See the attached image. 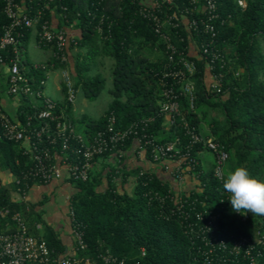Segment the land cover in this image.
I'll return each instance as SVG.
<instances>
[{"label":"trees","instance_id":"trees-1","mask_svg":"<svg viewBox=\"0 0 264 264\" xmlns=\"http://www.w3.org/2000/svg\"><path fill=\"white\" fill-rule=\"evenodd\" d=\"M244 1L245 5L241 6L237 0H216L218 17L211 20L214 35L202 32L198 19L203 14L199 10L183 11L189 0H175L170 6L163 5L164 11L177 16L184 12L186 18L197 19L200 26L188 31L181 25L169 31L171 40L179 48L190 39L199 43L203 40L221 55V59L214 60L212 69L213 73H221L219 91L208 89L205 79L211 70L205 67L203 59L193 57L197 63V70L191 77L195 83L194 105L190 107L188 96L182 93L179 96L180 115L170 123L160 111L159 78L168 63L164 42L154 31L153 21L141 12L153 7L152 0H24L25 7H31L32 11L43 10L41 20L51 18L53 13L49 8H53L58 25H72L79 30L77 43L69 46L70 57L65 61L52 56L54 46L40 42L35 34L39 46L49 50V56L43 61H34L24 56L33 28H22L20 66L34 83L47 79L50 68L68 67L75 90L81 89L85 97L92 99L105 81L100 72H93L97 57L113 59L109 88L112 98L107 108L98 117L83 114L75 121L72 103L64 98L60 102L56 100L53 110L56 117L68 118L74 131L88 141L97 131L104 129L110 114L115 117L116 129L149 118L147 125L138 129L137 134L95 153L86 179L73 178L65 170L62 172L61 177L76 187L69 199V211H72L69 215L71 230L80 231L85 244L81 248L74 240L76 257L80 261L90 258L98 264H108L98 256L108 250L122 258L123 264H202L203 243L197 230L209 219L215 226V233L227 242L239 235H253L257 230L264 236V216L249 213L242 220L232 210L227 200L229 194L224 191L222 180L214 174L215 157L210 149L200 144L190 148L188 159L192 156L195 162H184L182 174L187 172L195 182L180 190L143 166L128 169L124 163L126 149L134 143L142 148L146 157L155 161L151 146L143 142V132L157 142L178 135L182 142L181 151L187 150L188 136L183 127V120H186L199 134L212 135L228 152L223 170L243 165L253 175L264 179V0ZM3 5L4 0H0V35L9 22ZM144 47L149 49L147 54L141 52ZM156 49L161 53L156 55ZM151 54H155L154 58L150 57ZM34 63L38 66L35 67ZM43 63L44 68L40 66ZM44 86L42 84L40 88ZM42 107L41 99L32 103L28 95H20L15 117L26 125L28 131L45 126L52 131V137L55 135V120L37 117L36 113ZM45 134L43 143L37 145L40 149H48L51 161L60 163L64 157L68 161L77 160V155L70 149L74 144L72 138L70 148L64 149L62 138L56 135L51 142ZM201 151L212 156L209 165H202ZM32 152L23 140L6 137L0 122V168L9 169L13 175L12 187H20L25 193L34 182L51 181L30 176L35 163ZM109 157L114 159L111 164L106 163L101 169L95 167V161ZM156 162L163 168L161 162ZM130 177L133 182L129 192L123 185ZM16 178L19 182L15 181ZM180 196L185 199L181 208L186 213L176 208V199ZM0 206L9 207L11 211L21 210L29 231L42 236L53 252L63 253V245L50 226L45 225L42 234L31 231L28 217L32 207L29 202L12 199L9 189L0 186ZM6 220L7 217H0V229L4 228ZM257 247L260 253L253 251V264H264V243ZM235 262L233 259L225 264ZM238 262L243 264L245 260Z\"/></svg>","mask_w":264,"mask_h":264},{"label":"built area","instance_id":"built-area-1","mask_svg":"<svg viewBox=\"0 0 264 264\" xmlns=\"http://www.w3.org/2000/svg\"><path fill=\"white\" fill-rule=\"evenodd\" d=\"M31 2V0H28ZM241 6L245 5L244 0H237ZM175 0H152L153 7L145 8L141 12L151 19L154 31L160 35L164 42V52L167 57L166 69H164L159 78L161 86L160 111L166 116L170 123L175 122V118L180 115L179 96L185 93L188 96L190 107L194 105L195 83L191 79L197 70V63L193 57L204 60L205 67L210 71L209 77L205 79L208 89L219 91L221 88V73H213V62L215 59H221L216 51L208 47L206 41L196 42L188 40L186 45L178 47L171 40L173 28L183 26L186 30L199 29L198 21L195 18H186V14L190 8L197 9L202 13L198 19L202 26V32L215 34L212 19L218 17L216 12V0H189L188 6L180 12V16L176 13H168L164 11L163 5L170 6ZM191 5V7H189ZM199 5V6H198ZM47 6V4H46ZM51 18H42L44 14L41 8L31 10V7H25L24 0H4L3 11L9 19V22L3 27L0 35V65L7 67L6 82L7 92L13 95H28L32 103L37 99L42 100L43 107L37 111V117L41 119L49 118L55 120L53 129L54 136H50L51 130L45 126L33 127L28 131L26 125L22 124L16 117H11L0 105V122L3 127V134L15 140H23L32 152L34 159V168L30 171V176L37 179L53 180L61 178L63 170L68 172L73 178L86 179L91 166V158L95 153L103 152L109 145L122 143L125 138L131 134H137L138 129H143L149 118H143L138 121L131 122L125 128L116 129L114 126L115 117L110 114L104 129L95 133L90 141L74 131L73 123L66 118L56 117L53 110L56 106V100L44 92V88L40 85L46 84V79H40L36 83L32 81L21 70L19 54V45L23 35V27H32L34 34L40 42L51 43L54 46L51 55L58 57L61 61L68 60L70 52L68 50L71 44L77 43V33H75L72 25H58L55 18L53 8H49ZM164 11V12H163ZM177 17L175 19L174 17ZM39 25L36 27V25ZM180 39H184L180 36ZM172 63V65H170ZM35 64V63H34ZM53 65V64H51ZM35 67L38 66L36 63ZM44 68V63L41 64ZM53 69H48L51 71ZM60 82L65 92V99L73 103L76 96V90L73 79L68 67L59 68ZM141 125V126H140ZM140 127V128H139ZM183 127L188 136V142L185 145L187 150L181 151V139L176 135L173 139L157 142L152 136L142 133L144 143L151 146L152 157L155 161L163 164V169L169 171L178 180L183 178V163H194L195 158L189 155V150L194 144H200L210 149L215 157L214 174L220 179V174L224 168V164L228 158V152L214 139L212 135L204 136L199 134L195 127L183 120ZM46 133V134H45ZM46 135L52 142L57 135L62 138V148H68L70 139L74 140L71 151L77 155V160L68 161L66 157L56 163L51 161V155L48 149L38 148L37 144L43 143L42 136ZM143 146V144H142ZM79 157V158H78ZM188 167V166H187ZM19 182V179H15ZM20 195L18 200H23L25 190L17 187L15 189ZM172 198V195H169ZM183 200V201H182ZM178 202L177 209L184 212L182 205L185 199L181 196L176 199ZM72 214V211H69ZM243 220L248 214L241 215L237 213ZM0 217H7L4 228L0 229V264H74L80 259L65 253H55L50 249L42 236H38L29 231L27 220L21 210L11 211L9 207L0 206ZM189 225V224H188ZM73 238L76 244L83 248L85 246L81 232L73 229ZM203 243L201 255L202 264H225L228 260L236 259L234 264H239V260H245L243 264H253L255 257L253 251L257 254L260 249L257 247L264 243V236L259 230L253 235H239L232 237L227 242L225 238L215 233V226L209 219L207 223L200 226L197 230ZM143 253V250H142ZM105 263L123 264V259L113 255L106 250L98 255ZM84 261V260H83ZM85 261H92L85 258Z\"/></svg>","mask_w":264,"mask_h":264},{"label":"crops","instance_id":"crops-1","mask_svg":"<svg viewBox=\"0 0 264 264\" xmlns=\"http://www.w3.org/2000/svg\"><path fill=\"white\" fill-rule=\"evenodd\" d=\"M54 21H57L58 18L55 16ZM72 30L77 33L79 32L78 28H72ZM34 35L35 45L39 46L36 41V36ZM41 47V46H40ZM49 51V50H48ZM47 51V52H48ZM49 56L43 59L36 60L35 58H30L29 60L34 61H43ZM27 58V57H26ZM6 73L7 67L5 65H0V105L1 107L11 116L15 117V112L17 106L20 102V96L13 95L7 92V82H6ZM52 85L44 86V92L54 98L57 101H62L65 98V92L62 88L60 82V76H57V79L54 77V80L51 81ZM76 99V97H75ZM72 111L76 108V101L72 103ZM200 158L202 159V165H209L212 160V156L209 152L201 151L199 153ZM124 163L126 168L130 169L134 166H143L146 169H149L160 176L165 181H168L175 189H182L190 187L195 179L192 178L186 172L182 180H178L174 177L172 173L164 170L159 163L156 161L150 160V158L144 155V151L140 148L137 143H134L132 147L126 149ZM114 160L113 158H106L95 161L94 165L97 169L106 167V163H110ZM13 175L9 169L0 168V186L6 187L9 189L11 198L17 200L20 198V195L17 193L15 188L12 187ZM133 177H130L126 180L123 185L126 190L129 192L132 189ZM76 187L66 178H57L53 179L46 183H37L34 182L26 191L25 197L23 200L29 202L32 209L29 212L28 224L31 231L35 233L42 234L44 232V226H50L59 237L63 245V253L76 256V247L75 242L72 236L71 222L69 215V199L71 194L75 191ZM74 264H98L94 261H77Z\"/></svg>","mask_w":264,"mask_h":264},{"label":"rangeland","instance_id":"rangeland-1","mask_svg":"<svg viewBox=\"0 0 264 264\" xmlns=\"http://www.w3.org/2000/svg\"><path fill=\"white\" fill-rule=\"evenodd\" d=\"M74 27V26H73ZM48 50L35 45L34 35L33 33L30 34L29 41L27 44L26 53L24 54L25 57L28 59L35 58L36 60L43 59L47 56ZM142 53L149 52L147 47H144L141 50ZM156 55L160 54L161 52L156 49ZM155 54H151L150 57L154 58ZM113 59L109 56H98L97 63L93 67V72H100L101 75L104 77V85L99 93L92 99H89L84 96L81 89H77L76 91V108L73 111V116L75 121L83 115H88L91 117H98L108 106L112 95L109 92V88L112 85V77H111V66H112ZM57 76H60L59 69H53L48 71L47 75V85H52L51 81L54 80V77L57 79ZM79 125V123L77 124ZM81 129V126H78ZM205 127V126H204Z\"/></svg>","mask_w":264,"mask_h":264},{"label":"clouds","instance_id":"clouds-1","mask_svg":"<svg viewBox=\"0 0 264 264\" xmlns=\"http://www.w3.org/2000/svg\"><path fill=\"white\" fill-rule=\"evenodd\" d=\"M220 179L234 212L264 216V179L253 175L243 165L228 167L221 172Z\"/></svg>","mask_w":264,"mask_h":264}]
</instances>
